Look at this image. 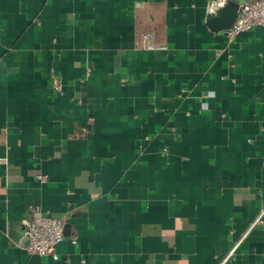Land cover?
<instances>
[{
  "label": "crops",
  "instance_id": "1",
  "mask_svg": "<svg viewBox=\"0 0 264 264\" xmlns=\"http://www.w3.org/2000/svg\"><path fill=\"white\" fill-rule=\"evenodd\" d=\"M209 2L0 0V264H264V27Z\"/></svg>",
  "mask_w": 264,
  "mask_h": 264
},
{
  "label": "built area",
  "instance_id": "2",
  "mask_svg": "<svg viewBox=\"0 0 264 264\" xmlns=\"http://www.w3.org/2000/svg\"><path fill=\"white\" fill-rule=\"evenodd\" d=\"M225 1L210 0L208 8L215 12ZM254 26L264 27V0H250L242 5L236 20L232 27L227 32V37H235L238 34L251 29ZM148 33H142V41L149 38ZM146 48H151L150 45L143 44ZM51 85L56 93L62 94L63 88L60 79L55 75H51ZM37 179L41 182L45 181L44 175H38ZM25 226L24 237L29 240L26 249L31 254L40 256H50L53 259L58 258L56 246L64 238L65 217L52 215L43 211L40 207H31L28 217L23 221ZM264 223V210H262L249 228ZM75 243V239H72ZM236 246L229 251L221 264L225 263L234 254Z\"/></svg>",
  "mask_w": 264,
  "mask_h": 264
},
{
  "label": "water",
  "instance_id": "3",
  "mask_svg": "<svg viewBox=\"0 0 264 264\" xmlns=\"http://www.w3.org/2000/svg\"><path fill=\"white\" fill-rule=\"evenodd\" d=\"M249 1L250 0H226L213 15L207 18L206 25L208 29L212 32L226 35L236 20L242 5ZM22 243L24 246H27L29 240L23 238Z\"/></svg>",
  "mask_w": 264,
  "mask_h": 264
}]
</instances>
